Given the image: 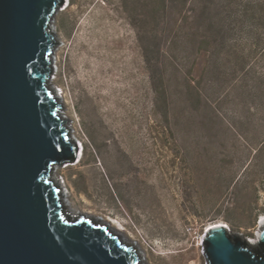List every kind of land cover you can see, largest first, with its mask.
<instances>
[{
    "label": "rangeland",
    "instance_id": "1",
    "mask_svg": "<svg viewBox=\"0 0 264 264\" xmlns=\"http://www.w3.org/2000/svg\"><path fill=\"white\" fill-rule=\"evenodd\" d=\"M144 1L64 0L54 16L52 80L81 152L53 174L145 264H206L209 224L253 242L264 215V39L199 50L210 0L130 14Z\"/></svg>",
    "mask_w": 264,
    "mask_h": 264
},
{
    "label": "water",
    "instance_id": "2",
    "mask_svg": "<svg viewBox=\"0 0 264 264\" xmlns=\"http://www.w3.org/2000/svg\"><path fill=\"white\" fill-rule=\"evenodd\" d=\"M63 4L0 0V264H144L108 223L67 212L51 177L80 153L48 85ZM202 247L206 264H264V218L253 242L216 223Z\"/></svg>",
    "mask_w": 264,
    "mask_h": 264
},
{
    "label": "trees",
    "instance_id": "3",
    "mask_svg": "<svg viewBox=\"0 0 264 264\" xmlns=\"http://www.w3.org/2000/svg\"><path fill=\"white\" fill-rule=\"evenodd\" d=\"M177 1L182 6L187 2V0ZM211 1L207 5L203 4L202 7L209 12V19L214 29L204 32L199 40V50L205 49L206 52H210L218 46H223L228 37L233 38L235 33L245 35L254 46L261 43L262 38L264 39V0H238V3L228 1L220 2L218 5L217 3L211 5ZM152 6L159 8L158 11L163 14L167 8V0H145L143 6L133 5L130 14H137L144 9L145 15H150L153 13ZM192 6V11L199 7L198 1H194ZM149 52V49L143 48L145 60L148 62L151 60ZM188 85L192 91H199L193 82H189ZM89 142L90 146L94 147L92 140L89 139ZM83 192L86 193L84 189Z\"/></svg>",
    "mask_w": 264,
    "mask_h": 264
},
{
    "label": "bare ground",
    "instance_id": "4",
    "mask_svg": "<svg viewBox=\"0 0 264 264\" xmlns=\"http://www.w3.org/2000/svg\"><path fill=\"white\" fill-rule=\"evenodd\" d=\"M52 27H53V29L55 30V25L54 24H52ZM57 47V46H56ZM54 59V58H53ZM53 62H54V60H53ZM56 67V66H55ZM50 80V79H49ZM51 80H52V78H51ZM54 91H55V93H56V96H57V99L61 102L62 100H61V97H60V95L56 92V89L54 88V85H53V80L51 81V84H48ZM61 115H63L62 113H61ZM66 122H67V119H66ZM70 133V132H69ZM71 135V134H70ZM81 152V151H80ZM52 174H53V172H52ZM51 174V177H52V179L54 180V182H56V178H54L55 176H54V174L52 175ZM58 184V183H57ZM63 204H64V207H65V209L67 210V212L69 211V212H71L72 213V215H78V214H80V212L79 211H76L75 210V208H74V206L73 205H71L69 202H68V200H67V194L66 193H64L63 194ZM70 213V214H71ZM264 218V215L262 216V218L261 219H263ZM216 223H223V222H215V223H212V224H216ZM212 224H209L208 226H211ZM223 224H225V223H223ZM110 226V225H109ZM112 228V227H111ZM139 256H140V259L142 260V262L145 264V261H144V257H143V255H142V253L139 251Z\"/></svg>",
    "mask_w": 264,
    "mask_h": 264
}]
</instances>
